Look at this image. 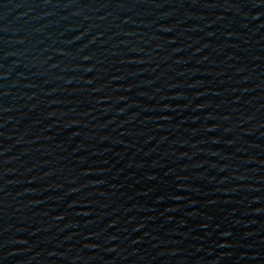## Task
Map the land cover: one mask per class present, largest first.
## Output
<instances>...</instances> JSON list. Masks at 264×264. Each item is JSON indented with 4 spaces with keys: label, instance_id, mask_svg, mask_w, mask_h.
Returning a JSON list of instances; mask_svg holds the SVG:
<instances>
[{
    "label": "water",
    "instance_id": "obj_1",
    "mask_svg": "<svg viewBox=\"0 0 264 264\" xmlns=\"http://www.w3.org/2000/svg\"><path fill=\"white\" fill-rule=\"evenodd\" d=\"M0 264H264V0H0Z\"/></svg>",
    "mask_w": 264,
    "mask_h": 264
}]
</instances>
